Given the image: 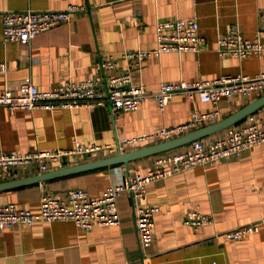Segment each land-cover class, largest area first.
Masks as SVG:
<instances>
[{"label":"crops","instance_id":"crops-1","mask_svg":"<svg viewBox=\"0 0 264 264\" xmlns=\"http://www.w3.org/2000/svg\"><path fill=\"white\" fill-rule=\"evenodd\" d=\"M70 3L85 4L87 10L71 13L67 21L38 32L30 44L5 41L4 12L61 9ZM263 12L264 0H0V62L7 64L6 71H0V91L17 90L27 78L40 90L87 77L103 89L106 72L100 67L101 57L152 48L156 45V22L183 17L197 19L206 39L201 51L164 52L146 58L138 68L120 59L116 71L130 68L133 82L149 92L158 89L161 82L237 73L252 77L264 72V54L218 55L216 37L230 27H238L242 36L264 42ZM262 94L249 100L241 96L222 98L217 105L219 115L204 125L226 117ZM212 109L211 102L182 91L174 92L163 109L148 95L135 109L118 114L109 113L108 106L102 105L53 110H12L0 105V149H67L74 139L115 143L185 122L194 110ZM250 114L264 120V105ZM247 116L232 125H244ZM225 130L199 139L207 143ZM190 143L133 159L127 166L117 163L10 186L0 190V204L15 202L37 211L42 195L64 196L71 188H82L95 198L128 175L146 173L154 166L156 155L185 150ZM145 145L126 146L122 151ZM95 154H84L77 160H47L43 171L34 164L20 167L0 183L113 155ZM139 202L159 207L154 214L151 244L143 250L134 223V204ZM117 207L120 225L96 224L86 230L71 221H53L0 230V264H264V142L152 182L141 198L132 200L129 193L122 192ZM193 209L211 215L213 221L197 228L184 224L186 213ZM249 223H259V230L243 239L229 241L219 234Z\"/></svg>","mask_w":264,"mask_h":264},{"label":"built area","instance_id":"built-area-1","mask_svg":"<svg viewBox=\"0 0 264 264\" xmlns=\"http://www.w3.org/2000/svg\"><path fill=\"white\" fill-rule=\"evenodd\" d=\"M85 4L70 3L61 9H25L6 11L3 14V35L5 41H17L30 44L38 32L47 31L56 24L65 22L71 13L85 12ZM264 21V12L261 13ZM156 45L152 48L125 50L119 57L104 55L100 60L101 69L106 72L105 87L98 89L90 77L79 82L66 81L40 90L27 78L17 90L7 88L0 91V105L12 110L44 108H77L110 106L113 114L135 109L143 99L151 95L158 107L163 109L174 92L182 91L187 96L197 95L202 101L214 105L210 111H192L188 120L171 126L160 127L152 131L118 140L115 143H82L73 140V146L67 149L38 150L33 152L5 151L0 149V179L13 176L20 167L38 165L39 170L47 169V160L60 158L79 159L88 153L106 152L114 154L126 146L152 144L182 135L192 129L212 121L219 115L217 105L222 98L232 99L241 96L246 100L264 93V72L255 76L243 73L221 74L213 79L195 81L179 80L161 82L155 91H147L141 84H135L131 69L117 72L118 60L131 62L138 68L150 56H159L164 52L194 51L203 49L206 39L199 31L195 17H183L160 20L155 24ZM215 49L218 55L245 57L251 54H264V42L258 38L242 36L238 27H230L216 37ZM7 69L5 62H0V71ZM264 142V120L253 114L247 116V122L240 126H229L222 136L204 143L201 139L191 141L189 148L175 152H164L153 159V167L146 173L128 175L120 183L110 184L103 193L90 198L82 188H71L64 196L44 194L40 198L37 211L20 207L15 202L0 204V230L16 224L32 225L36 222L71 221L82 229L94 225H120L117 197L127 192L133 198L145 195L146 187L152 182L162 180L194 166L227 158L239 154ZM159 207L156 204L139 202L134 204V223L139 247L147 248L154 233V214ZM213 218L196 209L190 210L184 217V224L197 228L209 224ZM259 230V223H249L234 229L219 232L226 240H239ZM215 264V263H214Z\"/></svg>","mask_w":264,"mask_h":264},{"label":"water","instance_id":"water-1","mask_svg":"<svg viewBox=\"0 0 264 264\" xmlns=\"http://www.w3.org/2000/svg\"><path fill=\"white\" fill-rule=\"evenodd\" d=\"M262 105H264V93L260 95L259 97L249 101L243 107L227 115L226 117H223L215 122H211L209 124L192 129L182 135H179V136H176V137L164 140V141H159L156 143L137 147L135 149H131L128 151L117 150L115 154L107 156V157H102L99 159H94V160L86 161L83 163H78V164H74V165H70L66 167L57 168V169H54L48 172L39 173L37 175L28 176L25 178L4 181L0 183V190L10 187V186L24 184V183L32 182V181L44 180L50 177L59 176V175L76 172V171H81L85 169L100 167V166H110V165H114L117 163H124L127 166V163L133 159H137L140 157L167 151L172 148L187 144L193 140L199 139L205 135L223 130L231 126L235 122H237L239 119L252 113L254 110L261 107ZM108 109H109V113L112 114L110 106H108ZM85 155L86 157L96 156L95 153L94 154L88 153ZM131 199H132V196H131Z\"/></svg>","mask_w":264,"mask_h":264}]
</instances>
